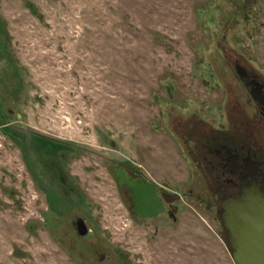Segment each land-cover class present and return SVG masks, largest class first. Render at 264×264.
Here are the masks:
<instances>
[{"label": "rangeland", "instance_id": "1", "mask_svg": "<svg viewBox=\"0 0 264 264\" xmlns=\"http://www.w3.org/2000/svg\"><path fill=\"white\" fill-rule=\"evenodd\" d=\"M237 65L264 85V0H0V264H236L197 149L264 158Z\"/></svg>", "mask_w": 264, "mask_h": 264}, {"label": "flooded vegetation", "instance_id": "2", "mask_svg": "<svg viewBox=\"0 0 264 264\" xmlns=\"http://www.w3.org/2000/svg\"><path fill=\"white\" fill-rule=\"evenodd\" d=\"M242 80L248 83L247 86H250V92L255 91L258 101H255L252 95L251 98L252 101H254L258 106L259 116H261V118L264 120V88H256L254 86L256 77L252 76V74H249L247 78ZM204 146L206 147L203 151L197 149L199 151L198 155L205 162L206 166L210 170V173L215 176L216 181V188L214 191V198L216 201L212 203L207 202L206 204L210 209H217L218 215H220V218H222V222L225 231L227 232L229 243L233 248L234 254L237 251V248H234L232 244V232H230L226 226V215H228L229 212H235V210H237L235 209L234 201L248 197L247 202L249 205L253 204L255 201L260 208L264 209V158H261L259 153L261 146L247 142L240 143L239 141L237 143H232L230 141V132L228 134L227 140L222 138L217 141L215 145H210L208 143ZM117 169L120 171L124 170L126 174L131 177L132 181L146 178L142 174L138 173V171L131 174V169H128L127 167H121ZM147 180L151 182L149 179ZM123 187L125 191H127L126 187ZM127 192L129 193L133 206V200L130 192ZM160 192L161 191H159V194ZM201 201L204 203L206 202L204 199ZM134 208L135 206H133V209ZM165 211L166 207L164 212ZM176 211V208H172L170 211L168 210V214L171 216Z\"/></svg>", "mask_w": 264, "mask_h": 264}, {"label": "water", "instance_id": "3", "mask_svg": "<svg viewBox=\"0 0 264 264\" xmlns=\"http://www.w3.org/2000/svg\"><path fill=\"white\" fill-rule=\"evenodd\" d=\"M236 71L241 79L249 76L241 65L236 66ZM254 86L264 88V85L256 80ZM251 95L258 101L255 91H252ZM114 173L118 184L125 186L130 192L135 206L133 213L136 216L153 219L163 214L165 206L155 183L149 182L146 178L132 181L124 170L120 171L117 168L114 169ZM247 198L234 201L237 210L226 215V226L232 232V244L237 248L233 259L236 264H264V209L255 201L249 205ZM78 230L81 236L88 234L83 220L78 221Z\"/></svg>", "mask_w": 264, "mask_h": 264}, {"label": "trees", "instance_id": "4", "mask_svg": "<svg viewBox=\"0 0 264 264\" xmlns=\"http://www.w3.org/2000/svg\"><path fill=\"white\" fill-rule=\"evenodd\" d=\"M37 144L34 146V148H36ZM34 150V149H33Z\"/></svg>", "mask_w": 264, "mask_h": 264}]
</instances>
